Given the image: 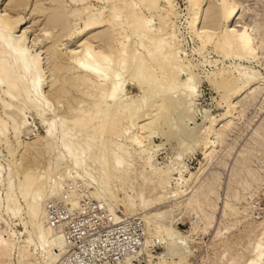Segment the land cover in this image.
<instances>
[{
  "label": "rangeland",
  "instance_id": "1",
  "mask_svg": "<svg viewBox=\"0 0 264 264\" xmlns=\"http://www.w3.org/2000/svg\"><path fill=\"white\" fill-rule=\"evenodd\" d=\"M226 1L236 6L237 15L229 25L220 21L214 32H224L227 26L237 32L245 29L251 36L254 56L223 52L214 46L216 39L201 44L190 28L192 12L187 0H170L168 17L163 10L149 11L142 0H0V14L9 15L10 22L23 18L13 31L14 36L23 32L28 48L40 56L45 83L43 93L50 104V109L35 110L23 96L9 93L0 83V99L5 101V106L0 102V121L4 124L0 131V239L6 242L5 249H0V264H53L47 261L48 254L37 244L26 203L20 196L25 173L30 174L28 182L43 174L48 176L49 186H53V181H61L62 192L76 190L80 203L87 198L100 201L93 188L97 189L101 180L80 181L71 169V160L59 158V153L64 152L58 150L56 134L62 119L81 117L91 109L101 91L100 80L82 73L77 64H73L69 51H76L78 57L81 47L87 43L93 51L111 55L112 71H117L118 61L125 58L120 54L122 45L143 52L136 44V34L125 22L127 5L135 7L154 30L166 28V32L170 30L174 35L172 43L179 53L178 61L188 66L194 77L192 103L187 115L182 105L178 106L180 109L171 107L162 117L154 119L155 122L152 120L150 128L140 132L127 120H121L117 125L119 137L90 135L89 131L79 133L74 128L72 131L79 134L77 138L88 142L87 159H90L85 162L84 170L93 175L98 171L104 174L111 199L104 206L119 216L125 214L129 222H139L143 227L145 223V240H150L147 253L140 252L132 264H245L252 257V243L262 233L260 225L264 220V0ZM220 5V0H204L201 5L204 12L197 28L204 26L203 14L211 7L221 12ZM119 8L122 11H117ZM54 16L62 20L60 26L50 25ZM102 17L109 21L103 24L105 26L81 33L85 25L100 22ZM107 33L109 43L102 39ZM164 34L159 35L164 37ZM154 70L155 76H159L158 68ZM252 74L257 83L249 90L233 94ZM122 78L120 94L137 96L139 90L126 73ZM181 78L184 80L185 76ZM227 80L238 81L228 95L232 106L225 100L228 91L220 89ZM107 104L112 102L107 101ZM51 119L56 120L57 132L49 139L45 124L52 123ZM212 123L215 133L221 134L219 140L214 129L213 133L208 130ZM132 134L143 138V143L139 146L131 143L128 139ZM102 142L106 147H101ZM81 144L83 146L84 142ZM211 144L213 155L207 161L203 152ZM117 145L123 147L122 157L133 165L126 178L122 173L107 169L102 160L92 163L93 158L109 157ZM146 159L155 173L145 167ZM150 182H154V186ZM150 189L156 190L159 201L143 205L139 197ZM49 190L47 187L46 191ZM55 192L51 189L45 204L49 198L58 197L59 193ZM30 196L31 193L27 199ZM11 198L18 203L16 212L9 210ZM188 198L192 199L189 204ZM72 202L69 200L71 205L76 203ZM157 210L168 213L161 230L151 225L147 227L148 218ZM166 230L173 232V245L166 240ZM145 236L146 232L141 243L145 242ZM30 238L31 244L24 254L25 242ZM62 254L54 264H60L57 262ZM130 262L128 258L120 264Z\"/></svg>",
  "mask_w": 264,
  "mask_h": 264
},
{
  "label": "bare ground",
  "instance_id": "2",
  "mask_svg": "<svg viewBox=\"0 0 264 264\" xmlns=\"http://www.w3.org/2000/svg\"><path fill=\"white\" fill-rule=\"evenodd\" d=\"M71 1L75 2L76 0ZM142 2L143 5H145L146 9H148L149 11L159 9L163 10L165 14H169V11H171L170 0H142ZM187 2L189 3L190 12H192L190 28L194 32V36L196 35L197 38L200 39L201 44L205 45L206 43L213 41V39H216V44H214V46L216 45L215 47L219 48L223 52L231 53L235 56H254L255 51L251 42V36L247 31H245V29L242 32H237L234 30V28L231 29V26H227L224 32H214L216 31L215 28L218 27L220 21H224L227 25L231 24L234 21V17L237 15L236 6H231L232 4H229V2L226 0H220L221 12H219L217 8L211 7L206 13L203 14L204 26L201 28H197L196 25H198L201 21L202 13L204 12V10L201 9V5L203 4L204 0H187ZM135 9V7L133 8V6L127 5V9L125 10V12L123 11L124 19L126 24L131 28V31L136 34V44L143 52L140 53L137 50H129L127 46L122 45L120 54H124L125 58H122L118 61L116 65L118 68L117 71H112L110 54L93 51L87 43H84L83 46L81 45L82 47L80 46L82 48L80 49V58H78L80 55L77 57L78 53L76 51H69V53L71 54L70 56H73V64H77V68L81 70L82 73L100 80L101 91L96 98L94 97L95 101L93 100L94 103L92 104L91 109L89 111L83 112V115L81 117L66 118L65 120L62 119L63 122H60V130L56 134L58 141V150L64 152V154L59 153V158L68 157L71 160V169L75 171L78 178L83 183H95L96 180H101L100 182H98L99 187L97 189L93 188L94 194L96 195L95 197L100 200L99 202L101 204H99L101 207L107 209L114 215L115 220H119V216H117V214H115L113 210H109L107 206H104V204L107 205L106 203L111 200L110 188L108 186V183L103 180L104 174L98 171L95 173V175H93L84 170L85 162L90 159H87L89 150L87 149L86 145L88 142L86 140L82 141V139L79 138L81 140L80 141L77 138V135L79 134H76L75 131L72 130L74 128H77V131L79 133H81V131H89L90 135L96 134L102 136L107 134L111 137H119L120 131L117 129V125L121 122V120H127L130 126H135L140 132L144 129L150 128L149 126L154 121V119H158L169 108H177L178 106L181 108L182 105V108L185 109V115H187L188 107H190V104L192 103V95L195 85L194 77L192 76L189 67L180 64L178 61L179 53L178 51H176L174 43H172L174 42V35L169 32L170 30L166 32V28L165 30L164 28L160 30H154V28L150 26V21L144 19V17L139 14V11L137 12ZM117 11L122 10H120L119 8V10ZM8 16L9 15H6L4 13L0 14V83L4 84L7 87L9 93H14V95L16 96H23L33 109L38 110L39 108L44 107L50 109V104L44 95L46 93H43L45 83L41 58L38 54L32 53V49L30 50V48H28L26 44V37L23 32L22 35L18 37L14 36L13 31L22 23L23 18L16 21L13 20V22L11 21V23L9 19L10 16ZM104 18L100 22L85 25L84 28L82 27L83 29L81 30V33L88 32L97 28H102L103 26H105L103 25L104 23L109 22ZM120 19L121 18H119V20ZM61 23L62 20L60 21L58 17L54 16L51 18L50 25L60 26ZM165 25L166 22L163 23V26ZM163 32H165L164 37L159 35ZM102 39L106 43H109L110 35L107 33L103 36ZM130 43L131 42H129V44ZM155 67H157L159 70V76H155L154 74ZM123 73H126L129 78L128 80L138 88L139 94L137 96L123 97L120 94V89L124 83L122 78ZM183 76H185L184 80L181 78ZM221 77L222 76H220L219 78ZM256 81L257 78L256 76H254V74L248 75L247 79L244 81V83H242V86L232 93L238 94L245 89L249 90L253 85L257 83ZM237 82V80H227L223 85L221 84L222 87L220 89L228 91V93L226 94L227 96L225 95V100L229 105H231L229 100L230 98L228 96L229 91L232 90ZM107 88H109L108 92H106ZM216 89H218V87ZM107 101L112 102V104H107ZM0 102L1 105L5 106V101L3 99H0ZM179 107L177 109H180ZM79 110L80 108L77 111ZM37 115L39 114L37 113ZM182 116L184 117V115ZM183 117H181V120ZM145 119H148L146 121L147 123L138 125L140 122H144ZM51 120L53 121L52 123L45 124V133L49 139L54 137L55 133L57 132L55 131L56 120ZM223 120L225 119H222V121ZM3 129L4 124L0 121V131H3ZM213 129L214 123L211 124L208 130L210 132ZM215 134L216 139L219 140L218 138H220L221 134ZM142 139L143 138H141L138 134H132L128 140L131 143L139 146L143 143L141 141ZM81 142H84V148ZM101 147H106V144L102 142ZM122 151L123 147L117 145L116 148L111 151L109 157L93 158L92 163L96 164L98 161L102 160L107 169H113L116 172L122 173L123 177L126 178V176L130 174V170L133 168V165L128 159L125 160L122 157ZM203 154L205 156V159L208 161L213 155V144H211L208 148H205ZM145 167L152 174L156 172L152 165L148 162V159L145 160ZM58 172L60 173V171H57V174ZM180 172L181 171H179V173ZM29 175L30 174L28 172L24 174L20 189V196L26 203L28 209L29 222L35 229V238L38 246L41 247L42 251L48 254L47 261L52 262L53 264L56 263L58 256L62 254L65 249V252L60 256L57 262L60 263L62 257H64V255L68 253V249L64 240H62L63 237L61 233L47 223L45 199L50 194L51 189H55V193H59L58 197H61V195H63L64 193L61 189L62 182L52 180L54 184L53 186H49L47 182L48 176L45 174L39 176L31 182H28ZM167 177H169V173L167 174ZM183 182L185 184L187 183L186 180H183ZM150 183L153 184L154 182ZM158 183L160 184V182ZM9 185L10 184L8 183L7 187L10 192L11 189ZM47 187H49V191H46ZM29 193H31V196L30 199H27ZM65 193L72 194L77 198H75L76 200H74L72 196L67 194L68 199L74 201L72 203H75L76 201L74 205L70 204L71 207L78 206L79 196L76 193V190H69ZM139 198H141V202L143 205H150L159 201V198H157L156 190L154 189L146 191V193L144 195L141 194ZM10 200L11 203L9 205V210L12 212H16L18 203L13 198H11ZM191 200L192 199L188 198L186 202L189 204L191 203ZM167 217V212L157 210L148 218L147 227L151 225L152 227L161 230V225L163 224L162 222H164ZM157 220H160L161 222ZM260 226L262 227L263 231L252 243V257L247 259L245 264H264V220ZM144 231L146 232V236L143 238L145 240V238L147 237L145 223ZM56 232L61 237L56 234ZM172 233V231L170 232L166 230V240L170 242L171 245H173L174 241V236L172 235ZM31 241L32 240L30 238L25 242V247L23 249L24 254L25 251L27 252V248L30 246ZM149 243L150 240L148 238L145 240V242L143 241V243H141V247L138 252H136L134 255L130 254L125 256L117 264L123 263L128 258L131 259L130 264H132L134 257H136L140 252L147 253ZM5 244L6 242L0 239L1 250L5 249ZM147 256L150 257V255Z\"/></svg>",
  "mask_w": 264,
  "mask_h": 264
},
{
  "label": "built area",
  "instance_id": "3",
  "mask_svg": "<svg viewBox=\"0 0 264 264\" xmlns=\"http://www.w3.org/2000/svg\"><path fill=\"white\" fill-rule=\"evenodd\" d=\"M65 192L45 204L47 223L61 233L68 249L61 264H117L138 251L144 234L139 222H129L125 214L115 220L94 199L71 207Z\"/></svg>",
  "mask_w": 264,
  "mask_h": 264
}]
</instances>
